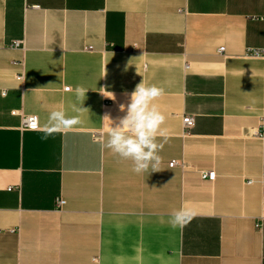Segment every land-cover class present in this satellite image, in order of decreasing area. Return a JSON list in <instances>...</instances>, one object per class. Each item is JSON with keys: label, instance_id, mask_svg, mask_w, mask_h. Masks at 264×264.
Segmentation results:
<instances>
[{"label": "crops", "instance_id": "crops-1", "mask_svg": "<svg viewBox=\"0 0 264 264\" xmlns=\"http://www.w3.org/2000/svg\"><path fill=\"white\" fill-rule=\"evenodd\" d=\"M253 15L264 0H0V264H264V60L245 53L264 45V22ZM142 80L165 90L167 141L150 174L101 146L102 118L123 116ZM78 85L90 111L73 110L65 88ZM58 109L81 123L47 140L23 128L24 115L40 128ZM181 206L197 215L173 228Z\"/></svg>", "mask_w": 264, "mask_h": 264}, {"label": "clouds", "instance_id": "clouds-1", "mask_svg": "<svg viewBox=\"0 0 264 264\" xmlns=\"http://www.w3.org/2000/svg\"><path fill=\"white\" fill-rule=\"evenodd\" d=\"M251 19L264 22V16L253 15ZM250 51L259 55L264 52V49L252 48ZM137 73L140 74L138 71ZM104 76H106V68ZM69 90L73 91L77 102L73 105V110L77 113L90 111L83 107L89 89L78 85L75 89ZM96 91H99L107 99L116 100L115 93L106 88ZM164 92L162 87L148 86L142 80L130 94L125 93L129 97L128 102L119 105L120 112L124 113L123 116L113 120L110 114H105L102 118L109 122V126L106 137L101 141V146L110 150L120 159L130 161L131 171L136 174L161 171L159 152L162 151L164 142L167 141V129L164 127L166 115L161 111L156 101L164 95ZM80 123L79 115L70 117L62 109L52 110L49 112L47 123L39 128L43 132L41 139L47 140L53 134L70 131ZM158 138H163L164 142H159ZM196 215L193 208L181 206L170 213L168 223L173 228L182 229Z\"/></svg>", "mask_w": 264, "mask_h": 264}, {"label": "built area", "instance_id": "built-area-1", "mask_svg": "<svg viewBox=\"0 0 264 264\" xmlns=\"http://www.w3.org/2000/svg\"><path fill=\"white\" fill-rule=\"evenodd\" d=\"M20 43H21L20 41H16L15 46H19ZM252 48L264 49V45H262V46H255V45L249 46V47H247V49L245 51L246 56L253 57L254 59L259 58V59L264 60V52H261L259 55H256L250 51V49H252ZM224 50H225L224 47H221L219 49V51L221 53H224ZM69 89H70V87L65 88V90H69ZM22 121H23V128L24 129H28L29 131L39 129V118L37 115H34V114L33 115H24ZM183 121H185L184 122L185 133H189V131L195 126V118H194V116L189 115V116H185ZM170 164H171V166L174 165L175 161H172ZM204 176L213 179L215 177V173L214 172H208V173H205ZM57 203H58V206L61 208L65 205L66 201L64 199L60 198V199H58Z\"/></svg>", "mask_w": 264, "mask_h": 264}]
</instances>
